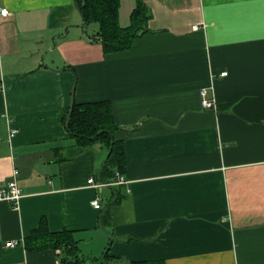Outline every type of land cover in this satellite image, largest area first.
<instances>
[{
	"label": "crops",
	"instance_id": "obj_1",
	"mask_svg": "<svg viewBox=\"0 0 264 264\" xmlns=\"http://www.w3.org/2000/svg\"><path fill=\"white\" fill-rule=\"evenodd\" d=\"M144 1L149 31L107 52L76 0H0V184L24 193L0 200V264H62L26 247L42 221L84 264H264V0ZM72 101L111 103L126 183L88 185L110 150L70 135Z\"/></svg>",
	"mask_w": 264,
	"mask_h": 264
},
{
	"label": "trees",
	"instance_id": "obj_2",
	"mask_svg": "<svg viewBox=\"0 0 264 264\" xmlns=\"http://www.w3.org/2000/svg\"><path fill=\"white\" fill-rule=\"evenodd\" d=\"M85 23H97L98 39L107 52H118L129 49L133 41L149 31L148 22L151 18L144 0H138L131 14V23L123 27L119 20L120 0H76ZM70 109L65 114V121ZM70 135L82 143L100 141L109 147V154L97 174L98 180L111 181L116 173H122L126 166V155L121 140L114 137L117 124L114 120L112 106L109 101L76 103L74 102L68 124ZM28 249L52 248L60 249L59 257L62 264H84L79 253L77 240L72 232L64 230L52 232L45 221L33 230L26 238ZM109 252L106 253V256ZM132 264H164L163 261H140Z\"/></svg>",
	"mask_w": 264,
	"mask_h": 264
},
{
	"label": "built area",
	"instance_id": "obj_3",
	"mask_svg": "<svg viewBox=\"0 0 264 264\" xmlns=\"http://www.w3.org/2000/svg\"><path fill=\"white\" fill-rule=\"evenodd\" d=\"M0 14L3 16L8 15V10L5 7L0 8ZM194 28H198L195 26ZM228 74L227 71H223L221 73L222 76H226ZM209 88L203 87L200 90L201 94V103L205 108H212L215 105L216 100L214 98L208 97ZM19 173L18 169L14 170V175L17 176ZM127 180L122 175V173L117 172L116 178L111 181H98L94 176L90 177L88 180V185L94 189H101L104 186H112L115 184L126 183ZM24 193L22 188L19 186L17 180L14 178L13 180L7 182L6 184H0V200L7 201L11 203L14 207H18L23 198ZM92 205L96 209L102 208V197L97 193L95 198L92 200ZM18 244L17 240H12L7 242V247H14Z\"/></svg>",
	"mask_w": 264,
	"mask_h": 264
},
{
	"label": "water",
	"instance_id": "obj_4",
	"mask_svg": "<svg viewBox=\"0 0 264 264\" xmlns=\"http://www.w3.org/2000/svg\"><path fill=\"white\" fill-rule=\"evenodd\" d=\"M73 105H74V101H72V103H71L70 112H69L68 117H67V121H66L67 126H68L70 118H71Z\"/></svg>",
	"mask_w": 264,
	"mask_h": 264
},
{
	"label": "rangeland",
	"instance_id": "obj_5",
	"mask_svg": "<svg viewBox=\"0 0 264 264\" xmlns=\"http://www.w3.org/2000/svg\"><path fill=\"white\" fill-rule=\"evenodd\" d=\"M92 25H95V23H93Z\"/></svg>",
	"mask_w": 264,
	"mask_h": 264
}]
</instances>
